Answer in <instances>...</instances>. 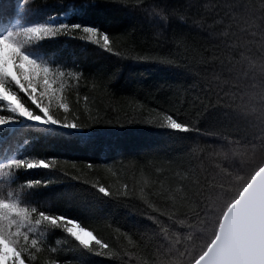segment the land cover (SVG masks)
<instances>
[{"label": "trees", "instance_id": "1", "mask_svg": "<svg viewBox=\"0 0 264 264\" xmlns=\"http://www.w3.org/2000/svg\"><path fill=\"white\" fill-rule=\"evenodd\" d=\"M37 24L96 27L115 50L81 31L20 41L50 67L53 114L83 126L0 101V237L30 249V264H193L264 164V0H0V37ZM105 83L111 95L92 87ZM149 109L189 130L145 122ZM48 216L96 231L116 255L84 248Z\"/></svg>", "mask_w": 264, "mask_h": 264}, {"label": "snow or ice", "instance_id": "2", "mask_svg": "<svg viewBox=\"0 0 264 264\" xmlns=\"http://www.w3.org/2000/svg\"><path fill=\"white\" fill-rule=\"evenodd\" d=\"M61 31L76 32L81 31L84 38L93 41L96 44H102V46L110 51H114L113 48L114 40L107 34L102 33L98 28L92 26H81V25H67L61 24L54 26L50 24H37L22 29L19 32H11L0 37V40L5 41L4 46H0V101H4L5 105L14 113H18L26 118L33 121H42L44 123H65L68 127L83 126L78 119L73 120H59L53 114V98L50 95L49 89L53 86L52 81L49 79L50 67L31 57L23 51L21 40L40 39L42 37L54 36ZM120 38H116L118 41ZM139 59H150L148 56L138 57ZM152 59H158L157 57H151ZM41 74L44 79L41 80ZM7 81H11L17 89L8 86ZM92 87L95 90H102L106 96L111 95L105 84H93ZM24 92L29 96L33 103L44 113V115L37 114L34 109L30 108L22 99L20 92ZM65 110L70 108V105L65 103L62 104ZM143 108L144 106H139ZM135 111V110H133ZM156 112V110L149 109V113ZM137 115H132V118H136ZM9 118L0 115V124L7 122ZM174 117L167 115L163 112H156L155 115H149L145 122L157 123L160 122L164 126L171 127L175 130H189V125L181 124L179 122H173ZM18 165H26L31 168L33 166H47L54 167L55 163L52 161L40 160L26 162L24 160L13 161ZM74 167V166H73ZM89 169H93V165H87ZM76 179L81 180V176L77 175ZM85 182L94 184L98 190L105 195H128L126 191L127 185H123L124 191H121V185L118 187H109L99 181ZM13 211H21L26 213L27 209H18L15 204L12 205ZM44 215V214H42ZM53 224H60L64 227L65 231L70 234L81 246L87 249L98 251L100 254L105 256H114L116 253L112 251V245L105 242L98 233L90 228L83 226L80 222L70 219L68 217H47ZM3 255L0 259L5 261H12V264H16L17 260L19 264H30L28 253L30 249L25 248L21 245L18 239H10L5 237L2 241ZM36 255L31 254V260H35ZM47 264H60L58 260L49 259Z\"/></svg>", "mask_w": 264, "mask_h": 264}, {"label": "water", "instance_id": "3", "mask_svg": "<svg viewBox=\"0 0 264 264\" xmlns=\"http://www.w3.org/2000/svg\"><path fill=\"white\" fill-rule=\"evenodd\" d=\"M193 264H264V164L226 209L215 238Z\"/></svg>", "mask_w": 264, "mask_h": 264}, {"label": "rangeland", "instance_id": "4", "mask_svg": "<svg viewBox=\"0 0 264 264\" xmlns=\"http://www.w3.org/2000/svg\"><path fill=\"white\" fill-rule=\"evenodd\" d=\"M253 177V176H252ZM250 181V180H249ZM246 186V185H245ZM243 190V189H242ZM2 241H3V238H1L0 237V256H2L3 255V251H2ZM0 262L2 263V264H5V261L3 260V259H0ZM7 264H12V261L10 260V261H8L7 262ZM16 264H19V262H18V260H17V262H16Z\"/></svg>", "mask_w": 264, "mask_h": 264}, {"label": "clouds", "instance_id": "5", "mask_svg": "<svg viewBox=\"0 0 264 264\" xmlns=\"http://www.w3.org/2000/svg\"><path fill=\"white\" fill-rule=\"evenodd\" d=\"M4 44H5V41L0 40V46H4Z\"/></svg>", "mask_w": 264, "mask_h": 264}]
</instances>
